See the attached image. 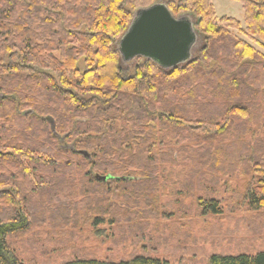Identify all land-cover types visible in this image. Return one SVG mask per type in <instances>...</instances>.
<instances>
[{
    "label": "trees",
    "instance_id": "trees-1",
    "mask_svg": "<svg viewBox=\"0 0 264 264\" xmlns=\"http://www.w3.org/2000/svg\"><path fill=\"white\" fill-rule=\"evenodd\" d=\"M237 1L245 26L219 17L213 0L168 3L174 16L196 17L204 39L200 56L170 70L145 59L124 78L115 42L136 10L156 0H0V264H28L11 238L21 239L48 212L57 210L59 222L73 221L75 203L59 201L78 196L68 178L75 165L88 168L85 177L99 185L155 180L157 147H172L168 141L183 139V132L237 123L247 136L252 130L246 127L259 124L264 54L250 41L264 42V0ZM251 143L241 154L250 160L252 175L244 202L258 211L264 209V136ZM137 191L150 198L154 186ZM198 202L203 215L223 213L217 197L199 195ZM114 216L101 209L91 217L97 234L101 225L116 222ZM209 263L264 264V250L213 254ZM60 264L173 263L141 253L122 260L74 257Z\"/></svg>",
    "mask_w": 264,
    "mask_h": 264
},
{
    "label": "rangeland",
    "instance_id": "rangeland-1",
    "mask_svg": "<svg viewBox=\"0 0 264 264\" xmlns=\"http://www.w3.org/2000/svg\"><path fill=\"white\" fill-rule=\"evenodd\" d=\"M182 1L156 0V3ZM213 3L219 17L237 18L245 26L239 1L213 0ZM183 15L196 25L194 15ZM234 34L249 40L238 31ZM250 42L264 54V42ZM115 45L118 46V41ZM203 45L204 39L198 33L193 59L200 56ZM144 62V58L129 62L120 59L122 76L130 77ZM80 67H85L83 60ZM261 114L258 125L252 121L246 127L252 130L247 136L234 123L229 128H218L219 131L204 128L186 131L183 139L168 141L172 147L158 146L155 153L160 165L154 176L156 182L141 177L133 184L113 181L99 185L85 177L88 168L75 165L68 178H72L78 196L59 201L75 203L76 210L68 212L73 221L59 222L54 220L57 210L48 212L41 218L43 222L21 239L12 237L11 244L28 264H60L74 257L122 260L141 253L157 255L173 264H210L213 254H253L264 250V209L252 210L244 202L252 175L250 160L241 156L245 143L254 144L264 136L263 110ZM150 186H154L150 198H140L137 190H150ZM199 195L219 198L223 213L203 215ZM101 209L114 211L116 222L101 225L102 234H97L91 217Z\"/></svg>",
    "mask_w": 264,
    "mask_h": 264
},
{
    "label": "water",
    "instance_id": "water-1",
    "mask_svg": "<svg viewBox=\"0 0 264 264\" xmlns=\"http://www.w3.org/2000/svg\"><path fill=\"white\" fill-rule=\"evenodd\" d=\"M197 39L198 32L189 16L176 17L168 5L155 3L136 10L128 29L118 41L117 49L123 61L144 58L164 70H170L192 60ZM48 121L55 129L54 121L51 118ZM80 153L91 158L86 150ZM96 178L103 181L108 179L100 175Z\"/></svg>",
    "mask_w": 264,
    "mask_h": 264
}]
</instances>
